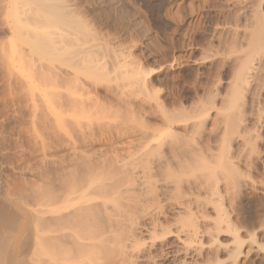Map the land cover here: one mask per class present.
<instances>
[{"label":"rangeland","instance_id":"rangeland-1","mask_svg":"<svg viewBox=\"0 0 264 264\" xmlns=\"http://www.w3.org/2000/svg\"><path fill=\"white\" fill-rule=\"evenodd\" d=\"M11 3L13 9L10 7ZM260 20H264V0H0V191L2 187L6 186V188H11L12 192H16L13 195L16 194L14 196L17 197V200L20 197L23 201L29 202L30 200L31 202L33 194L30 195V192L36 188L45 190L48 187V180L54 183L53 188L56 189V183L58 184L59 176L60 174L62 176V171L65 168L73 171L77 179L85 178L86 170H90V168L97 173L92 171L95 176H99L101 179L105 177L103 176L104 171L112 170L113 174H110V177H113L114 182L120 181L121 191L116 195L108 194L110 196L105 205L99 203L93 213L95 216H92L93 238L98 240L103 236L108 239L113 237L112 240L110 239L112 246L115 242L117 243L116 247L113 246L112 249L116 248L118 251L112 250L114 257L111 256V260L109 259L107 264H112L115 261H117L115 264H120V250L123 249L121 247L126 242L127 235L136 236L137 234L136 237L140 238V241L147 242L152 237L154 246L149 251L150 256L153 257L151 260L155 264H174L175 262L178 264L183 259V254L178 250L180 245L174 240V235L168 236L171 232L167 234L166 231L168 229L175 230V227L181 225V222L188 224L190 218L191 221L198 220L196 225L199 230L205 228L210 231L211 229L216 230L217 234L214 240L221 247V250L219 249L214 254L207 247L202 249L203 252L192 257L196 263L216 257L217 261L220 260L219 263L223 262L221 264H264V237L262 238L263 233H261V229H264V124L261 125L262 129L258 127L260 129L257 130V127H254L252 123L251 126V119H248L255 113L257 106L264 103L261 100L264 99V89L263 93H260L261 98L259 97L261 102L259 99V101L254 99L256 106L252 99V95L257 92L255 88V92L252 93L254 85L248 90V94L247 91H242V96L240 94L239 98V96H233L229 83L233 77L235 61H238L242 51L247 48L246 43L251 37V32ZM11 24L13 25L12 31L9 30ZM85 58L86 60H84ZM74 65L77 67L75 68ZM72 71L79 76L71 73ZM81 71L83 74L85 72L86 76H83ZM84 80L91 81L85 84ZM227 83L228 85H226ZM84 87L86 88L84 89ZM226 90L228 91L226 92ZM227 98L229 99L227 100ZM236 99L238 100L236 101ZM245 101L246 103H244ZM251 104L252 108L254 107L253 110ZM263 105L261 108H264ZM234 114L237 116L235 117ZM247 114L249 115L247 116ZM225 115L227 118L228 116L232 117L236 127L238 123H242L241 120L244 118V124L248 121L245 125L248 126L247 129L244 128L243 132V129L238 127L234 132L236 127H233L231 132L229 129L228 133L225 131V135L223 132L226 125ZM250 126L256 131L251 130ZM248 128L249 131H247ZM250 130L255 134L260 133L257 135L262 139L261 141L260 138L259 141L256 138L253 139L255 148H251V150L254 149V151L252 150L254 153L251 150V153L246 151L250 155L245 152L244 157L238 159L237 156L241 153V141L237 136L248 135L250 133L247 134V132H251ZM217 133L220 134L219 137L216 136ZM233 133L234 135L231 137L230 134ZM140 135L141 137H139ZM208 138L211 140L208 141ZM144 143H150L153 146L158 144L163 146L164 143L163 148L178 146L182 150L189 148V143L191 147L200 143L199 147L210 146V149L213 147L212 150L216 146L217 149L214 151L227 154L234 167H237L233 169L236 172L227 168L228 172L223 170L221 173V175L228 173L227 177L220 175L223 178L219 175L217 177L220 178L215 177L212 172L207 176L205 172L206 174L202 175L205 179L197 177L201 176L199 171H195L197 175H191L190 172L184 173V176H181L183 178L186 176L185 181L180 176L176 180L177 188L175 187L176 181L164 186L160 181H164L162 179L165 178L166 170L164 167L160 168L162 172L164 171L162 173L158 167H154L155 170L159 169V171L152 169L155 173L158 172L156 173L158 176L152 172L151 175H154L153 178L155 176L158 178L152 179L151 182L159 179L160 183L157 181L159 184L157 182L149 184V181L145 187L144 185L134 186L133 189L126 187V180L130 181V177L134 176L131 171L133 166H127L129 162L125 165L120 161L113 164L111 156H117L119 160L123 157L124 161V159L126 160L124 154L127 151L125 149H128V146L133 147L135 144L134 147H136V145ZM228 145L230 146L228 147ZM113 148L118 149V152ZM84 152L91 155L89 161H83ZM255 154L258 155L257 158ZM235 158L236 161H234ZM73 160L79 163H74ZM96 161L103 164L100 166L101 168L95 167ZM119 164L123 168L122 172L121 167L117 166ZM107 165L114 168L109 169ZM138 167L140 166H137L136 171L140 170ZM118 170H120L119 173ZM128 171L133 174L130 173L129 176ZM102 173L103 175H101ZM229 174L231 175L228 178ZM240 174L243 177L240 178ZM195 178L198 179L197 183H194L196 182ZM215 180L218 181L217 184ZM121 181L125 183L122 184ZM201 181L216 192L210 188L206 192L208 188L206 186L205 189V185L203 187ZM234 181H237V184ZM199 184L203 187L202 189H205V192L200 188L199 192L198 189L196 190L199 193L196 195L194 187ZM173 185L174 187H171ZM232 185H237L238 189ZM124 187L126 188L123 190ZM30 189L32 190L30 191ZM129 189L131 194L128 193ZM42 190L39 191L42 192L41 196L45 195ZM133 190H137V192L134 194ZM162 190H165V194H162ZM144 192L146 193L145 197ZM191 194L192 197L196 196L192 199ZM174 195L177 197L175 198ZM141 196L143 203L140 202ZM112 197L117 198L114 200ZM189 197H191V201ZM214 197L216 198L212 202ZM133 198L135 201L132 200ZM111 199L112 201H110ZM21 201L19 200V202ZM182 202L185 208L180 204ZM157 203H160L162 211ZM185 203H189L187 208ZM115 204L119 208H116ZM141 210L151 213L154 217L152 219L156 218L161 225L159 228L163 229L156 230L151 236L142 232L141 234L138 226L149 225L151 222L150 219L139 217ZM187 213L189 214L187 215ZM218 213L220 216L228 218L226 220L229 227L219 229V227L211 226L213 217L215 220L216 218L217 220L222 219L220 216L218 218ZM197 214L207 216V221L199 220L200 216ZM185 218H188L187 221ZM133 220H136V224ZM122 221L125 223L123 224ZM112 223L114 228L111 227ZM132 225H137V227ZM117 226L121 231L124 229L120 232L122 237ZM262 226L263 228L259 229ZM33 227L38 229L39 222L34 223ZM137 229L138 232H136ZM106 233L113 235L109 234L110 236L107 237ZM232 234L240 237L242 247L235 256L231 257L223 251L221 245H227ZM162 236L163 238H161ZM252 237L256 239V244L250 242ZM120 240L121 242L124 240V242L121 243ZM207 240H209L208 236L202 235L201 242L206 245L209 243ZM144 262L137 261L138 264H145ZM30 263L25 261L23 264ZM148 264H151V261H148Z\"/></svg>","mask_w":264,"mask_h":264},{"label":"bare ground","instance_id":"bare-ground-1","mask_svg":"<svg viewBox=\"0 0 264 264\" xmlns=\"http://www.w3.org/2000/svg\"><path fill=\"white\" fill-rule=\"evenodd\" d=\"M13 4L11 3L10 4V7L11 9L12 8ZM51 13V12H50ZM257 19V18H256ZM252 23V22H251ZM9 30L12 31L13 30V25L11 24L9 26ZM247 37V36H246ZM245 37V38H246ZM236 39V38H235ZM241 40V39H240ZM244 42V41H243ZM230 43V42H229ZM236 43V42H235ZM239 44V43H238ZM247 45V48H243L245 50L242 51V54L238 57V61H235L236 62V65L234 66L235 69L234 72H232V75L233 77L231 78V82L229 80V83H230V86H231V89H232V93H233V96L235 97H238L242 91H247V94H248V90L254 85V91L252 90V93L255 92V88H256V91L254 94L255 95H252V99L254 101V99L256 101H259L261 96H260V93L262 92V90L264 89V20H260L257 22L256 26L254 27V29L252 30L251 32V37L248 41V43H246ZM232 45V44H231ZM244 45V44H243ZM234 47V46H233ZM237 47V46H235ZM239 49V47H237ZM236 48V49H237ZM242 48V47H240ZM229 49V48H228ZM237 49V51H238ZM234 50V48H233ZM83 51V50H82ZM236 51V52H237ZM88 52V51H87ZM86 52V53H87ZM230 52L232 53V51L230 50ZM235 52V53H236ZM90 54V52H88ZM229 53V51H228ZM93 55V54H92ZM78 56V55H77ZM83 56V55H82ZM81 56V58H82ZM86 56V55H85ZM236 57V56H235ZM77 58V57H76ZM87 58V57H86ZM86 58L84 60H86ZM89 58V56H88ZM87 58V59H88ZM123 58V57H121ZM125 58V56H124ZM233 58V57H232ZM83 59V58H82ZM92 59V58H91ZM234 59V58H233ZM78 60V58H77ZM76 60V61H77ZM127 60V59H126ZM81 62V60H80ZM89 62V61H88ZM87 62V63H88ZM119 62V61H118ZM121 62V61H120ZM123 62V61H122ZM121 62V63H122ZM234 62V60H233ZM84 63V61H83ZM78 65V63H76ZM120 64V63H119ZM234 65V64H233ZM75 66V65H74ZM88 66V64H87ZM123 66V65H121ZM127 66V64H126ZM77 66H75L76 68ZM79 67V66H78ZM81 67H83L81 65ZM136 67V66H135ZM233 67V66H232ZM233 67V68H234ZM74 69V68H73ZM80 69V68H79ZM78 69L79 73H80V70ZM77 70V69H75ZM85 70H86V67H85ZM88 70V69H87ZM126 70V69H125ZM130 70V69H129ZM134 70V69H133ZM232 70V69H231ZM124 72V71H123ZM130 72V71H129ZM127 72V73H129ZM53 73V72H52ZM73 73V71L71 72ZM78 73V72H77ZM81 73L83 74V72L81 71ZM133 73V72H132ZM74 75H76L75 73H73ZM81 74V76H82ZM134 74H135V71H134ZM71 75V74H70ZM73 75V76H74ZM131 75V74H130ZM76 76H79L78 74ZM83 76H86L85 72L83 74ZM128 76V75H127ZM132 76V75H131ZM78 78V77H77ZM132 77H130L131 79ZM74 79V77H73ZM83 79V78H81ZM86 79V78H85ZM132 80V79H131ZM85 81V80H84ZM91 81V80H90ZM90 81H85V84H87L86 82H90ZM228 81V80H227ZM74 82V80H73ZM83 82V80H82ZM76 83V81H75ZM79 83V82H78ZM77 83V84H78ZM81 84V83H80ZM84 84V85H85ZM79 85V84H78ZM77 85V86H78ZM83 85V84H82ZM90 85V83H89ZM228 85V83L226 84ZM76 86V84H75ZM86 86V85H85ZM256 86V87H255ZM82 88V86H81ZM86 87H84L85 89ZM225 88V87H224ZM228 88V86H227ZM225 90V89H224ZM229 90V89H228ZM226 90V92L228 91ZM251 91V90H250ZM264 92V91H263ZM262 92V93H263ZM89 93V92H88ZM231 93V95H232ZM257 93V94H256ZM228 94V93H227ZM244 94V93H243ZM250 95V96H251ZM215 96V95H214ZM224 96H227V95H224ZM232 96V97H233ZM242 96V94H241ZM239 96V98L241 97ZM247 96V95H246ZM258 96V97H257ZM212 97V96H211ZM223 97V96H222ZM231 97V96H230ZM231 97V98H232ZM244 97V95H243ZM242 97V98H243ZM256 97V98H255ZM260 97V98H259ZM264 97V96H263ZM262 97V98H263ZM215 98V97H214ZM226 98V97H224ZM222 98V99H224ZM229 98H227L228 100ZM235 99V98H234ZM246 99V97H245ZM259 99V100H258ZM225 100V99H224ZM238 99H236L237 101ZM240 100V99H239ZM247 100V99H246ZM250 100V99H249ZM264 101V99H261ZM260 100V102H261ZM83 101V100H81ZM207 101V100H206ZM210 101V100H209ZM226 101V100H225ZM256 101H254L255 105H256ZM79 102V101H78ZM210 102H214L213 100H211ZM229 102V101H228ZM239 102V101H238ZM223 103V102H221ZM230 103V102H229ZM240 103V102H239ZM246 103V101L244 102ZM203 104V103H202ZM226 104V102H225ZM232 104V103H231ZM230 104V105H231ZM234 104V102H233ZM259 104V103H258ZM264 104V103H260V106L258 107L257 105V108L255 109V113L252 114L251 117H249L248 119L252 122H250V124L252 123L254 127H257V130L261 128V125L264 124V117H261L263 116L264 113V108H261V105ZM207 105V104H206ZM213 105V104H211ZM221 105V104H220ZM240 105V104H238ZM242 105V104H241ZM249 105V104H248ZM204 106V105H203ZM217 106V104H216ZM246 106V104H245ZM243 106V107H245ZM264 106V105H263ZM215 107V106H214ZM221 107V106H220ZM218 108L219 111L221 108ZM224 107V106H223ZM227 107L229 109V106H228V103H227ZM232 107V106H231ZM235 107V106H234ZM242 107V106H241ZM200 108V106H199ZM209 108H210V105H209ZM212 108V107H211ZM236 108V107H235ZM247 108V107H246ZM251 108H252V104H251ZM203 109V108H201ZM206 109V107H205ZM203 109V110H205ZM254 109V107L252 108V110ZM262 113H261V110ZM240 110V109H239ZM198 112H200L199 110H197ZM224 111V110H223ZM232 111V110H231ZM202 112V111H201ZM209 112V111H208ZM236 112V111H234ZM247 112V111H246ZM194 113V112H193ZM224 113V112H223ZM233 113V112H232ZM197 114V113H195ZM216 114V112H215ZM218 114V113H217ZM227 114V112H226ZM243 114V113H242ZM261 114V115H260ZM205 115V114H204ZM219 115V114H218ZM233 115V114H232ZM235 115V114H234ZM249 114H247L248 116ZM190 116V115H189ZM203 116V115H202ZM215 116V115H214ZM217 116V115H216ZM237 115H235L236 117ZM244 116V115H242ZM191 117V116H190ZM189 117V119H190ZM195 117V116H194ZM226 117V115H225ZM234 117V116H233ZM184 118V117H183ZM198 118H201L200 116H198ZM224 118V116H223ZM246 118V117H245ZM193 119V117H192ZM210 119V118H209ZM244 118H242V123H238L237 124V127L236 125L233 123L234 121H232V117L228 116V118L226 117L225 118V121H226V125L224 126L223 128V132L225 134V131H227L226 133H228V129L230 130V132L233 130V127L235 128L234 129V132L235 130H237L238 127H240V129L244 132V128L247 129V127L245 126L248 121L244 124ZM188 120V118H187ZM202 120V119H201ZM204 120V119H203ZM206 120V119H205ZM215 120V119H214ZM221 120V119H220ZM213 121V120H212ZM217 121V120H216ZM228 121V123H227ZM191 122V121H190ZM193 122V121H192ZM204 122V121H203ZM202 122V123H203ZM194 123V122H193ZM192 123V125H193ZM216 123V122H215ZM219 123V122H218ZM224 123V122H223ZM221 123V124H223ZM190 124V123H189ZM198 124V123H197ZM204 124V123H203ZM251 124V126H252ZM202 125V124H201ZM218 125V124H217ZM197 126V125H195ZM203 126V125H202ZM220 126V124H219ZM218 126V127H219ZM223 126V125H221ZM251 126H250V129H251ZM263 126V125H262ZM186 127V126H185ZM189 127V126H188ZM193 127V126H192ZM253 127V128H254ZM260 127V128H258ZM195 128V127H194ZM193 128V129H194ZM201 128V127H200ZM220 128V127H219ZM188 129V128H187ZM199 129V128H198ZM215 129V127H214ZM218 129V128H217ZM245 129V130H246ZM262 129V128H261ZM159 130V129H158ZM202 130V128H201ZM200 130V131H201ZM211 130H212V127H211ZM253 130V129H251ZM250 130V131H251ZM254 130L256 131V129L254 128ZM253 130V131H254ZM195 131V130H194ZM193 131V132H194ZM249 131V128L248 130ZM246 131V132H247ZM253 131L251 132H247L250 133L248 135H244L241 136L239 133L238 134L240 136H237L239 137L238 139L241 141V153L237 156L238 159H241L243 154L247 151V152H250L251 148H255V144L254 143V140L256 138L257 141H259V138H260V141H261V136L259 137L258 133L255 134V132L253 133ZM198 132V131H197ZM207 132V131H206ZM216 132V131H215ZM237 132V131H236ZM143 133V132H142ZM214 133V132H213ZM242 133V132H241ZM193 134V133H192ZM198 134V133H197ZM207 134V133H206ZM204 134V135H206ZM210 134H212V132L210 131ZM258 134V135H257ZM202 135V134H201ZM220 135V134H219ZM218 133L216 136H218ZM226 135V134H225ZM224 135V137H225ZM232 135L233 134H230L231 137H233ZM148 136V135H147ZM207 136V135H206ZM228 136V134H227ZM141 137V135L139 136ZM196 137V136H195ZM189 138V136H188ZM235 138V137H234ZM258 138V139H257ZM143 139V138H142ZM147 139V137H146ZM187 139V138H186ZM185 139V140H186ZM190 139V138H189ZM192 139V137H191ZM194 139V138H193ZM214 139V138H213ZM264 139V138H263ZM148 142H149V139H147ZM146 140V141H147ZM151 140L152 137H151ZM202 140V139H201ZM211 140V139H210ZM209 138H208V141H210ZM224 140V139H223ZM253 140V141H252ZM130 141V140H129ZM155 141V140H154ZM162 141H165V140H162ZM198 141V140H197ZM205 141V140H204ZM207 141V140H206ZM216 141V140H215ZM218 141V140H217ZM216 141V142H217ZM228 142V140H226ZM230 141L231 138H230ZM256 141V142H257ZM132 142V141H131ZM147 142V143H148ZM157 142V141H156ZM160 142V141H159ZM201 142V141H200ZM212 142H214L212 140ZM263 142V140H262ZM133 143H135L133 141ZM147 143H144V144H140L139 146L134 144L133 147H131L133 144L131 143V146H128L129 148L128 149H125L126 151V154H124L126 160L124 159L123 161V157L119 160L116 157H113V155L111 156L112 159H111V162L113 164H115L114 162L116 161H120V162H123L122 164H125L127 162L128 165H131L133 166V168L131 167V171L134 173V176L131 178L130 177V181L127 179L126 180V184L125 186L126 187H133L134 186H142L149 183H153L155 184L157 181L159 182V179L155 182H151V180L155 178V180L158 178H156V172L155 171H159L160 168H163L166 170L164 176L165 178L162 179L164 181H160V182H163L164 186L170 185V183L173 184L174 181L178 180L179 177L181 175H183L184 173H189L191 175H197V172L195 171H199L198 173H201L200 175L201 176H197V177H202L203 178V173L206 174L207 173V176H208V173H211L214 174L215 177H217L218 175L220 176L222 171L223 170H227V168L230 170V171H234L233 169H235L234 165L231 163L232 161L229 160V157L227 156V154L225 155V153H216L214 150L217 149L216 146H215V149H210L208 146H203L204 147H199V145L195 146L194 144V147L192 146L191 147V144L189 143L190 146H188L189 148H183L184 150H182L181 147H178V146H170L168 149L167 148H163L164 146V143H163V146L162 144H158L156 146H153ZM197 143V142H196ZM203 143V142H202ZM206 143V142H205ZM208 143V142H207ZM210 143V142H209ZM126 144V143H125ZM187 144V143H186ZM220 144V143H219ZM223 144V143H221ZM236 145V143H234ZM257 144V143H256ZM260 144V143H259ZM130 145V144H129ZM188 145V144H187ZM209 145V144H208ZM226 145V143H225ZM254 145V147H253ZM125 146V145H124ZM166 146V145H165ZM213 146V145H211ZM230 145H228L229 147ZM258 146V144H257ZM131 147V148H130ZM186 147V146H185ZM221 147V146H220ZM75 148V147H74ZM73 148V149H74ZM124 148V147H123ZM227 148V147H225ZM224 148V150H225ZM231 148V147H230ZM263 148V147H262ZM76 149H79V148H76ZM115 148H113L114 150ZM120 149V148H119ZM167 149V150H166ZM240 149V148H239ZM257 149V147H256ZM112 150V151H113ZM116 150V149H115ZM118 150V149H117ZM116 150V152H118ZM221 150V149H220ZM219 150V152H220ZM254 151V149H252ZM251 150V151H252ZM76 151V150H75ZM120 151V150H119ZM121 151H122V148H121ZM252 151V152H253ZM73 152V151H72ZM78 152V151H77ZM114 152V151H113ZM124 152V150H123ZM224 152V151H223ZM229 152V151H228ZM246 152V153H247ZM257 153V151H255ZM260 152V151H259ZM79 153V152H78ZM81 153V152H80ZM83 153V152H82ZM125 153V152H124ZM245 153V154H246ZM251 153V152H250ZM250 153H247L248 155H250ZM254 153V152H253ZM252 153V154H253ZM74 154V153H73ZM85 154V152H84ZM121 154V153H120ZM87 155V154H85ZM83 155V161H89L91 159V155H87L85 156ZM123 155V153H122ZM230 155V154H229ZM254 155V154H253ZM78 156V155H77ZM76 156V157H77ZM82 156V155H81ZM235 156V155H234ZM246 156V155H245ZM256 156V154H255ZM258 156V155H257ZM256 156V158H257ZM110 157V156H109ZM121 157V156H120ZM128 157V159H127ZM244 157V156H243ZM250 157V156H249ZM254 158V157H253ZM259 158V157H258ZM234 159V158H233ZM248 160V159H247ZM256 160V159H255ZM259 160V159H258ZM74 161V160H73ZM72 161V162H73ZM236 161V158L235 160ZM251 161V160H250ZM71 162V163H72ZM118 162V163H120ZM69 163V162H68ZM74 163H79L78 161H74ZM73 163V164H74ZM101 162L100 161H96L94 165H96L95 167H98V168H101L100 166H102L103 164H100ZM117 163V164H118ZM238 163V162H237ZM249 163V162H247ZM252 163V162H251ZM106 164V163H105ZM109 164V163H108ZM135 164H139V165H136ZM236 164V163H235ZM253 164V163H252ZM69 165V164H68ZM84 165V164H83ZM126 165V164H125ZM239 165V164H237ZM247 165V164H246ZM73 166V165H72ZM113 166V165H112ZM118 167L120 166L117 165ZM137 166H140L138 167V170L140 168L139 171H136L137 169ZM251 166V165H250ZM121 167V166H120ZM158 167L156 170L155 168ZM245 167V166H244ZM83 168V167H82ZM107 168L111 169V168H114V167H111L107 165ZM127 168V167H126ZM135 168V169H134ZM237 168V167H236ZM252 168V167H251ZM254 168V167H253ZM68 169V168H67ZM66 168L63 169L62 171V176L60 174L59 176V180H58V184L56 183L57 187L56 189L53 188V185L54 183L50 180H48V187L45 189V190H42V189H38L36 188L35 190L33 189H30V191L32 190V192H30V195H32V201L30 202H26V201H23L22 199H20V197H18L19 199L17 200L13 193H16V192H12L9 188H3L1 189L0 191V264H23L25 261L26 262H31L32 264H107L109 261V259L111 260V256H113V252L116 250L112 249V247H116L115 244H117L115 242V244H111V240L113 239L112 238H105L102 239V238H99L98 240L95 238H93L92 236V230L94 229L93 228V217L95 215H93V213H95V209H96V206L99 205V203H101L103 206L105 205V203L107 202V198L112 195V194H115L118 192L121 191V187H120V181H113L112 178L110 177V174H113L112 173V170L111 171H104V175L103 173L101 175L105 176L104 178H99V176H95V173L91 168L90 170H86L87 173H85V178L83 179H77V177L75 178L74 176V173L73 171H71L70 169L67 170ZM89 169V168H88ZM96 169V168H95ZM119 169V168H118ZM122 167H121V172H122ZM154 169V170H152ZM129 170V169H127ZM135 170V171H134ZM152 170V171H151ZM162 172V169H160ZM237 170V169H236ZM95 173H93V172ZM102 171V172H103ZM120 170H118V173H119ZM130 171V173H132ZM154 171V172H153ZM96 172H98V170H96ZM101 173V171H99ZM120 172V174H121ZM127 172V171H126ZM151 172L152 173H155L154 175H156L154 178L153 176L154 175H151ZM164 172V171H163ZM162 172V173H163ZM191 172H194V173H191ZM206 172V173H205ZM228 172V170L226 171ZM225 172V173H226ZM236 172V171H234ZM238 172V171H237ZM99 173V175H100ZM115 173H117L115 171ZM129 171H128V175L130 174ZM132 173V174H133ZM239 173V172H238ZM241 173V172H240ZM160 174V173H159ZM211 174V175H212ZM224 174V173H223ZM228 174V173H227ZM226 174V175H227ZM232 174V173H231ZM228 176V178L230 177V175ZM237 174V173H235ZM127 175V174H126ZM127 175V177H128ZM131 175V174H130ZM129 175V176H130ZM186 175V174H185ZM203 175V176H202ZM210 175V176H211ZM225 175V174H224ZM224 175H221V176H224ZM225 175V177H227ZM233 175V174H232ZM241 175V174H240ZM246 175V174H245ZM244 175V176H245ZM116 176V174H115ZM125 176V175H124ZM161 176V175H160ZM163 176V177H164ZM184 176V175H183ZM188 176V175H187ZM206 176V175H205ZM209 176V177H210ZM220 176V177H221ZM102 177V176H101ZM118 177V176H117ZM120 177V176H119ZM152 177V178H151ZM182 177V176H181ZM186 177V176H185ZM185 177L183 178V180L185 181ZM208 177V178H209ZM220 177H217V178H220ZM224 177V178H225ZM233 177V176H232ZM231 177V178H232ZM239 177V176H238ZM237 177V178H238ZM243 177L242 175L240 176V178ZM123 178V177H122ZM129 178V177H128ZM160 178V177H159ZM213 178V177H212ZM217 178H215L217 180ZM223 178V177H221ZM249 178V177H248ZM111 179V180H110ZM115 179V178H114ZM125 179V178H123ZM192 179V177H191ZM205 179V178H203ZM227 179V178H226ZM243 179V178H242ZM152 180V181H153ZM182 180V179H181ZM193 180V179H192ZM196 180V178H195ZM198 180V179H197ZM197 180L196 182L194 183H197ZM200 180V179H199ZM202 180V179H201ZM212 180V179H211ZM215 180V181H216ZM219 180V179H218ZM220 180H224V179H220ZM229 182H230V179H228ZM246 180V179H245ZM123 181V180H122ZM121 181V182H122ZM130 183H129V182ZM202 181H206V180H202ZM202 181L200 182L203 187L205 185V189H206V186L207 184H203ZM209 181V180H208ZM207 181V183H208ZM240 182V180H238ZM244 181V180H243ZM249 181V180H247ZM251 181V180H250ZM157 182V184H159ZM181 182V181H180ZM187 182V181H186ZM210 182V181H209ZM218 181H216V184H217ZM225 183V181H223ZM227 182V180H226ZM236 182L237 184V181H234ZM233 182V183H234ZM125 183V182H122V184ZM185 183V182H184ZM232 183V182H231ZM232 183V184H233ZM244 183V182H243ZM246 183V182H245ZM252 183V182H251ZM162 184V185H163ZM171 184V185H172ZM180 184V183H179ZM201 184L199 185H196V187H193L195 188V191L197 190L199 192V189L201 188V190H203V192H205V189H202L203 187L201 186ZM230 183H228L229 185ZM254 184V183H253ZM191 185V184H190ZM211 185V184H210ZM227 185V187H228ZM240 185V184H239ZM256 185V184H255ZM122 186V185H121ZM154 186V185H153ZM159 186V185H158ZM178 184H177V181H176V185L175 187H177ZM183 186V185H182ZM217 186V185H216ZM215 186V187H216ZM226 186V185H225ZM230 186V185H229ZM233 186V185H232ZM235 186V185H234ZM233 186V187H234ZM237 186V185H236ZM235 186V187H236ZM120 187V188H119ZM124 187L123 190L126 188ZM136 187V188H137ZM155 187V186H154ZM171 187H174L171 186ZM170 187V188H171ZM189 187V186H188ZM214 187V188H215ZM220 187V186H219ZM227 187H226V190H227ZM231 187V186H230ZM142 188V187H141ZM178 188V187H177ZM183 188V187H182ZM192 188V187H191ZM193 188V189H194ZM208 188V186H207ZM210 188V187H209ZM208 190H206V192H208L210 189H213V188H210ZM237 188V187H236ZM235 188V189H236ZM139 189V188H138ZM145 189V188H144ZM173 189V188H172ZM185 189V188H184ZM186 189H189V188H186ZM238 189V188H237ZM236 189V190H237ZM38 190V191H36ZM40 190H42L43 192H45L43 196H41L42 192H39ZM128 190V189H127ZM158 190V189H156ZM180 190V189H179ZM214 190V189H213ZM218 190V189H217ZM225 190V189H224ZM130 189H129V192L130 193ZM134 191V190H133ZM145 191V190H144ZM163 191V190H162ZM169 191V190H168ZM171 191V190H170ZM178 191V190H177ZM187 191V190H186ZM190 191H192L190 189ZM194 191V192H195ZM196 191V195L199 194L197 193ZM215 191V190H214ZM127 192V191H126ZM136 191H134V194H135ZM161 192V191H159ZM174 192V191H173ZM193 192V193H194ZM202 192V191H201ZM216 192V191H215ZM32 193V194H31ZM111 193V194H110ZM132 193V192H131ZM130 193V194H131ZM157 193V192H156ZM165 194V190L162 192V194ZM192 193V192H190ZM110 194V195H108ZM133 194V195H134ZM145 192H144V197H145ZM160 194V195H162ZM184 194V193H183ZM204 194V193H203ZM211 194V193H210ZM213 194V193H212ZM216 194V193H215ZM214 194V195H215ZM108 195V196H107ZM123 195V194H122ZM137 195V194H136ZM135 195V196H136ZM139 195V194H138ZM170 195V194H169ZM187 197V194H185ZM196 195H193L196 196ZM202 195V193H201ZM206 195V194H205ZM204 195V196H205ZM217 195L219 196L218 192H217ZM129 196V195H128ZM175 196V195H174ZM173 196V198H174ZM207 196V195H206ZM210 196V195H209ZM217 196V197H218ZM15 197V198H14ZM126 197H127V194H126ZM142 197V196H141ZM168 198L170 196H167ZM177 196H175L176 198ZM191 197H192V194H191ZM191 197H189L190 201H191ZM192 197V199H193ZM212 197V195H211ZM114 200L115 198L117 197H112ZM137 198V197H136ZM180 198V197H179ZM204 198V197H203ZM216 197L212 198V202L213 200L215 199ZM109 199V198H108ZM120 199V198H118ZM141 199V198H140ZM159 199V198H158ZM186 199V198H185ZM195 199V198H194ZM197 199V198H196ZM195 199V200H196ZM210 199V197L208 198V200ZM219 199V198H218ZM217 199V200H218ZM19 200L23 201V203L19 202ZM117 200V199H116ZM127 200V199H126ZM134 200V198L132 199ZM139 201V198L137 199ZM147 200V199H146ZM177 200H180V199H177ZM207 200V201H208ZM112 201V199L110 200ZM135 201V200H134ZM133 201V202H134ZM142 201L143 203V197L142 199L140 200V202ZM144 201H145V198H144ZM165 201V200H164ZM171 201V200H169ZM174 201V200H173ZM189 201V202H190ZM26 202V203H25ZM149 202V201H148ZM158 202V201H157ZM178 202V201H177ZM184 202V201H183ZM180 203V204H184V203ZM187 202V200H186ZM219 202V201H218ZM221 202V200H220ZM130 204V202H128ZM139 203V202H138ZM146 203V202H145ZM167 203V202H166ZM192 203H194V201L192 200ZM196 203V201H195ZM201 203V202H200ZM199 203V204H200ZM137 204V203H135ZM148 204V203H146ZM151 204V203H150ZM158 204V203H157ZM186 205V208H187V205H189V203H185ZM212 204V203H211ZM217 204V203H216ZM117 205V204H115ZM138 205V204H137ZM136 205V207H137ZM142 205V204H141ZM155 205V204H154ZM160 205V203L158 204V206ZM177 205V204H176ZM179 205V204H178ZM193 206V204H191ZM196 205V204H195ZM202 205V204H201ZM213 205V204H212ZM114 206V205H113ZM121 206V205H120ZM129 206V205H128ZM132 206V205H131ZM135 206V205H134ZM143 206H145V204H143ZM156 206V205H155ZM157 206V207H158ZM216 206V205H215ZM220 206V204H219ZM108 207V206H107ZM112 207V206H111ZM124 207V206H123ZM122 207V208H123ZM126 207V205H125ZM124 207V208H125ZM206 207V206H205ZM116 208H119L118 205ZM121 208V209H122ZM129 208V207H128ZM127 208V209H128ZM144 208V207H143ZM160 210H161V207L159 206ZM158 208V209H159ZM163 208V207H162ZM176 208V207H175ZM183 208L184 205H183ZM182 208V210H184ZM189 208V207H188ZM221 208H223L221 206ZM114 209V208H113ZM120 209V210H121ZM130 209V208H129ZM138 209V208H137ZM135 209V210H137ZM181 209V208H179ZM178 209V210H179ZM190 209V208H189ZM199 209V208H198ZM220 209V208H219ZM115 210V209H114ZM133 210V208H132ZM149 210V209H148ZM155 210V209H154ZM187 210V209H186ZM197 210V209H196ZM218 210V209H217ZM119 211V210H118ZM125 211V210H124ZM156 211V210H155ZM154 211V213H155ZM162 211V210H161ZM160 211V212H161ZM185 211V210H184ZM191 211V210H190ZM201 211V209H200ZM219 212H221L220 210H218ZM224 211V210H223ZM111 212V211H110ZM131 212V211H129ZM138 212V211H137ZM153 212V211H152ZM164 212V210H163ZM183 212V211H182ZM206 212V211H205ZM225 212V211H224ZM223 212V213H224ZM106 213V212H105ZM113 213V212H111ZM110 213V214H111ZM120 213V211H119ZM122 213H126V212H122ZM136 213V211H135ZM134 213V214H135ZM180 213V212H179ZM204 213V212H203ZM222 213V212H221ZM128 214V213H127ZM130 215V214H128ZM137 214V213H136ZM189 213H187L188 215ZM217 214V213H216ZM219 214V213H218ZM107 215V214H106ZM105 215V216H106ZM140 215L139 216L140 218H146V219H150L151 222L149 225H143L139 227V232L141 233H144L148 236H151L156 230L158 229H163V228H159L161 225L160 223H158V221L155 219H152V215L151 213H149L147 210H141L140 212ZM186 215V216H187ZM192 215V214H190ZM194 215V214H193ZM192 215V216H193ZM200 216V214H197V216ZM225 215V214H223ZM93 216V217H92ZM108 216V215H107ZM113 216V215H111ZM132 216V214H131ZM138 216V215H137ZM136 216V217H137ZM158 216V214H157ZM164 216V215H163ZM178 216V215H177ZM220 214L218 215V218H219ZM109 217V216H108ZM135 217V216H134ZM162 217V216H161ZM180 217V216H179ZM224 216H220V218L222 219H219L215 220V218L213 217L214 220H212V222L210 223L212 227H219L222 228V227H229V223L228 221L226 220V218ZM112 218V217H111ZM110 218V219H111ZM154 218V217H153ZM175 218V217H174ZM199 218V217H198ZM197 218V219H198ZM207 216L205 217V215L203 216H200L199 220L205 222L207 221L206 220ZM106 219V218H105ZM133 219V218H132ZM179 219V218H178ZM184 219V218H183ZM182 219V221H183ZM186 219L188 218H185V221H187ZM228 219V218H227ZM230 219V218H229ZM104 220V218H103ZM107 220V219H106ZM119 220V219H118ZM137 220V219H136ZM135 220V221H136ZM139 220V219H138ZM196 220V219H195ZM209 220V218H208ZM95 221V219H94ZM109 221V220H108ZM128 221V220H127ZM134 221V220H133ZM134 221V224H136ZM36 222H39V227L38 229H35L33 227L34 223ZM114 222V221H113ZM138 222V221H137ZM198 222V220L196 221H191V218H190V222L188 221V224L187 223H184L181 222V225H179L178 227H175L176 229L172 231V229H166V233H170L168 234L169 235H174L173 238H175L174 240H176L180 246H179V249L180 252L183 254V259L180 260V262L178 264H221L223 262H220V260L217 261L216 257L215 259H209L206 260L204 259L205 261H200V262H195L192 257L197 254V253H200V252H203L202 249L206 248L210 251V252H213L214 253H217L218 250L220 249L221 250V247H220V244L216 243L215 240H214V237L216 236L217 232L216 230H212L211 231L209 229H201L199 230L198 229V226L196 225ZM120 223V222H119ZM122 223L124 224L125 222L122 221ZM120 223V224H122ZM175 223V222H174ZM173 223V224H174ZM207 223V222H206ZM116 224V222H115ZM130 224V223H129ZM129 224H128V227H129ZM132 224V223H131ZM148 224V223H147ZM172 224V225H173ZM199 224V223H198ZM264 224V223H263ZM109 225H110V221H109ZM119 225V224H118ZM164 225V224H163ZM168 225V224H167ZM208 225V224H207ZM123 226V225H122ZM121 226V227H122ZM125 226V225H124ZM132 226H136L137 225H132ZM131 226V227H132ZM205 226V225H204ZM232 226V225H231ZM230 226V227H231ZM264 226V225H263ZM260 227L259 229L263 228ZM95 227V226H94ZM111 227H113V223L111 225ZM116 227V226H115ZM118 227V226H117ZM130 227V228H131ZM168 227V226H167ZM114 228V227H113ZM125 228V227H124ZM129 228V229H130ZM172 228V227H171ZM210 228V227H209ZM112 229V228H111ZM117 229V228H116ZM119 229V227H118ZM132 229V228H131ZM102 231L104 229H101ZM120 230V229H119ZM124 230V229H123ZM122 230V231H123ZM229 230V229H228ZM261 233L262 234V238L264 237V229H261ZM100 231V230H99ZM101 231V232H102ZM116 232H118V230H115ZM121 230L119 231L122 232ZM130 231V230H129ZM159 231V230H158ZM234 231V230H233ZM108 232V231H107ZM110 232V230H109ZM115 232V233H116ZM128 232V231H127ZM132 232V231H131ZM130 232V233H131ZM138 232V229L137 231ZM165 232V231H163ZM95 233V232H94ZM105 233V232H104ZM119 233H117L119 235ZM141 233V234H142ZM230 233H231V230H230ZM110 235L112 233H109ZM108 234V235H109ZM114 234V232H113ZM112 234V235H113ZM126 234H129V233H126ZM162 234V233H161ZM107 235V233H106ZM107 235V237H108ZM109 235V236H110ZM121 235V233H120ZM131 235V234H129ZM138 235V234H137ZM136 235V236H137ZM163 235V234H162ZM202 235L204 236H208V239L207 240L209 243H207L206 245L204 244V242L202 243L201 242V237ZM253 235V234H252ZM255 235V233H254ZM258 235V234H257ZM102 236V235H101ZM124 236V234H123ZM134 235H131V236H128L127 235V238L125 239L126 242H124V245L122 244V247L123 249H119L121 252V255H120V259L121 262L120 264H138L137 261H145L144 263L146 264V261H147V264H148V261H151V264H155L154 261L151 260V257L150 256V248H153L154 246V241L153 239L151 240V238H149L150 240H147L146 241H140V238L138 239V237H136ZM147 236V237H148ZM251 236V235H250ZM115 237V235H114ZM122 237V235H121ZM146 237V236H145ZM256 237V235H255ZM118 238V237H117ZM163 238V236L161 237ZM240 237H238L236 234H232L231 236V239H230V242L227 244V245H221L223 246V251H225L227 253L228 256H235L236 252L238 253L240 251V248L242 247V243L241 241L239 240ZM111 239V240H110ZM207 239V238H206ZM116 240V239H115ZM158 241V240H156ZM164 241V240H163ZM121 242V240H120ZM121 242V243H123ZM251 243L254 242V244H256V239L254 237L251 238ZM264 243V241H263ZM161 244V243H160ZM261 244V243H260ZM121 245V244H119ZM118 246V245H117ZM124 246V247H123ZM259 247V246H258ZM177 248V247H176ZM257 249V248H256ZM114 250V251H112ZM248 250V249H247ZM118 251V250H117ZM255 251V250H254ZM119 253V252H118ZM118 253H117V256H118ZM250 253V252H249ZM247 254V253H246ZM115 255V254H114ZM199 255V254H198ZM208 255V254H207ZM208 256H211V255H208ZM227 256V257H228ZM114 257V256H113ZM116 257V256H115ZM165 257V256H164ZM117 258V257H116ZM229 258V257H228ZM235 258V257H234ZM195 259V258H194ZM233 259V258H232ZM179 261V260H178ZM112 262V261H110ZM117 261L113 262L114 264L116 263ZM153 262V263H152ZM235 262V261H234ZM30 263V264H31ZM112 263V264H113ZM119 263V262H118ZM176 263V262H175ZM174 263V264H175ZM140 264V263H139ZM226 264V263H225ZM234 264V263H232Z\"/></svg>","mask_w":264,"mask_h":264}]
</instances>
